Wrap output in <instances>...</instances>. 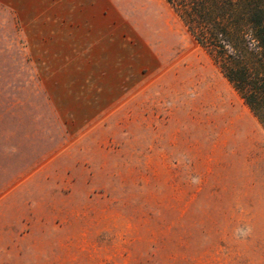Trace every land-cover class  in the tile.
<instances>
[{
  "label": "rangeland",
  "instance_id": "obj_1",
  "mask_svg": "<svg viewBox=\"0 0 264 264\" xmlns=\"http://www.w3.org/2000/svg\"><path fill=\"white\" fill-rule=\"evenodd\" d=\"M233 112L165 0H0V264H83L96 235L108 264H218L192 193L222 161L203 132Z\"/></svg>",
  "mask_w": 264,
  "mask_h": 264
},
{
  "label": "crops",
  "instance_id": "obj_2",
  "mask_svg": "<svg viewBox=\"0 0 264 264\" xmlns=\"http://www.w3.org/2000/svg\"><path fill=\"white\" fill-rule=\"evenodd\" d=\"M245 107L246 115L225 113L222 128L214 126L203 132L206 146L218 150L222 161L218 162L219 174H213L210 180L202 178L200 182L199 177L196 178L197 185L192 193L197 199L204 197L202 203L199 199L196 201V226L210 229V232L207 230L209 234L206 239L202 237L201 242L213 245L212 259L218 264H264V130L249 108ZM239 118L254 121L255 125L240 123ZM179 140V146H184L180 162L186 163V131H179ZM233 157L239 164V170L234 175L231 168L228 171L232 164L229 159ZM162 158L166 163L167 155L164 154ZM182 210L184 212V206ZM249 228L251 231L247 235L237 233V229ZM52 234L59 243V230H53ZM107 240V236L96 235L93 246L85 253L83 264H108ZM42 261L37 260L34 264H66L68 259L57 253Z\"/></svg>",
  "mask_w": 264,
  "mask_h": 264
},
{
  "label": "trees",
  "instance_id": "obj_3",
  "mask_svg": "<svg viewBox=\"0 0 264 264\" xmlns=\"http://www.w3.org/2000/svg\"><path fill=\"white\" fill-rule=\"evenodd\" d=\"M264 130V0H165Z\"/></svg>",
  "mask_w": 264,
  "mask_h": 264
},
{
  "label": "clouds",
  "instance_id": "obj_4",
  "mask_svg": "<svg viewBox=\"0 0 264 264\" xmlns=\"http://www.w3.org/2000/svg\"><path fill=\"white\" fill-rule=\"evenodd\" d=\"M251 231V229H247V230H243V229H237V233L240 235H247L249 232Z\"/></svg>",
  "mask_w": 264,
  "mask_h": 264
}]
</instances>
